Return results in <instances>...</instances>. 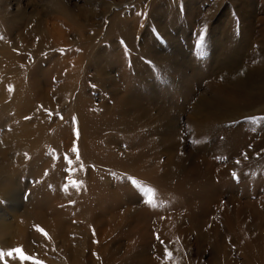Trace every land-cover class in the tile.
<instances>
[{
	"label": "rangeland",
	"instance_id": "rangeland-1",
	"mask_svg": "<svg viewBox=\"0 0 264 264\" xmlns=\"http://www.w3.org/2000/svg\"><path fill=\"white\" fill-rule=\"evenodd\" d=\"M56 1L0 0V62H3L0 145H6L4 149L18 166L14 181L20 186V192L13 197L0 191V224L24 227L29 223L30 233L42 240L31 241L35 249H41L40 253L29 252L23 239L18 238L20 242L11 245L6 243L11 240L9 234L0 237V264H34L36 260L42 264H70L58 252L51 232L33 218L28 221L25 215L27 208L38 211L42 196L48 192L53 200L52 213L87 231V235L67 234L75 247L85 251L80 257L82 262L89 254L102 263L100 248L108 243L117 248V264H141L144 253L154 256L160 264H181L176 254L167 251L165 240L170 233L173 240H182L180 252L197 264H264V225L258 226L264 219V93L262 86L254 87L252 81L254 78L258 84H264V0H61L62 4ZM17 19L21 20L20 26L13 29ZM114 19L116 24L112 23ZM74 20L84 24V35L94 39L88 42L80 31L68 25ZM23 22L37 33L29 36L35 43L34 51L23 42L16 46L17 30L24 27ZM55 26L66 32L65 40L58 41L51 35L43 43L40 29L53 30ZM23 29L30 32L28 25ZM201 35L205 39L201 40ZM5 54L22 60L20 64L11 62L4 58ZM81 55L83 59L77 63ZM54 65L60 71L53 70ZM74 66L76 70L69 72L71 76L67 71ZM251 68L262 71L249 79L246 70ZM235 75L247 76L252 82L245 86L251 95L240 109V113L248 115L236 120L235 115L226 122L219 119L217 124L202 128L190 118L198 97L205 95L213 100L211 110H204L207 116L214 109L231 111L235 107L231 102L223 101V105L216 106L214 100L218 96L222 100L231 96L228 92L221 94L218 89L226 85L231 92L235 88ZM110 77L116 78L122 91H118L119 95L132 90L145 107L151 109L157 104L152 108L153 116L168 108L173 123L177 124L172 137L185 144L187 150L205 155L215 164L218 175L179 188L153 183L149 171L166 160L164 152L155 153L160 148L161 127L150 124L140 128L131 124L123 129L122 116L112 110L114 88L111 82L106 83ZM38 79L43 81L44 88H50V95L58 102L56 109L35 99L33 86ZM24 91L30 95L29 110L34 107L36 111L30 110L31 115L21 120L16 109L4 110L2 102H9V98L3 101L4 95L15 96ZM34 121L41 123L42 128L25 130L24 123ZM14 133L23 135L21 141L14 139L5 144L2 137ZM35 138L37 144L31 146ZM141 151H145L142 159L148 161L143 167L132 166L133 161L124 164L126 155ZM162 168L158 169L162 170L158 175ZM232 195L241 197L244 204L233 203L226 222L223 210ZM248 202L256 205L257 211ZM136 204L150 210L142 222L131 213ZM201 205L206 210L200 217L205 223L200 225L195 221L194 210L199 211ZM94 210V215L105 220L113 213L124 215L121 226L109 223L114 233L102 243L98 226L88 214ZM168 214L181 217L179 226L176 230L167 226L161 232ZM144 226L153 231L154 237L153 240L152 235L146 237L141 243ZM159 247L164 249L163 253ZM15 248H22L33 259L9 257L8 250ZM129 250L132 252L127 256Z\"/></svg>",
	"mask_w": 264,
	"mask_h": 264
},
{
	"label": "bare ground",
	"instance_id": "bare-ground-1",
	"mask_svg": "<svg viewBox=\"0 0 264 264\" xmlns=\"http://www.w3.org/2000/svg\"><path fill=\"white\" fill-rule=\"evenodd\" d=\"M59 1V4H62L61 0H57L56 2ZM37 17V16H36ZM27 18V17H26ZM26 20V19H25ZM68 20H70V18H68ZM23 21V20H22ZM75 21V20H74ZM69 22L68 25L72 26L73 29L76 31L78 30V32L80 31L81 32V36L83 37V39L87 40L89 42V40H93L94 39V36H86L84 35V32H85V26L84 24H79L77 21L75 22ZM9 22V21H8ZM49 22V21H48ZM77 22V23H76ZM16 26H13V29L14 28H17L19 25V23H21V20L20 19H17L15 22ZM27 22H23L22 25L24 27H26V25H28L30 27V32L26 31L25 29H21V27L17 30L18 31V34L15 38V43H16V46L17 44H19L20 42H23L25 45H28L30 46V48L32 49V51H34L36 48L34 46V41H31L30 37L31 36V33L33 34H37L35 33L34 30H32L30 24H26ZM113 24H116L115 22V19L114 21L112 22ZM49 24V23H48ZM112 24V25H113ZM11 28V30H13ZM122 30V29H121ZM38 31V30H37ZM112 29L110 28L108 30V32L111 33ZM41 33L40 37L43 41V43H45V39L47 36H51L53 35V37L55 36L57 38L58 41H60L61 39H64L66 35V32L63 31L62 29H60L59 27L55 26L53 28V30H42L40 29L39 31ZM79 32V33H80ZM123 32V31H122ZM78 33V34H79ZM109 33V34H110ZM77 34V35H78ZM52 37V36H51ZM13 39V38H12ZM65 40V39H64ZM11 42V41H10ZM86 42V41H85ZM1 45V44H0ZM10 45V44H9ZM20 46V45H19ZM44 46V45H43ZM8 47H13V45L11 44L10 46ZM29 48V49H30ZM30 49V50H31ZM10 50V49H9ZM23 50V49H22ZM28 51V50H27ZM29 52V51H28ZM27 52V53H28ZM8 53V52H7ZM18 53V52H16ZM21 53V52H20ZM29 55V54H28ZM4 56V55H3ZM4 58H6V60H11V62H15V63H19L21 62L20 59L18 58H14L13 55H10V54H5ZM24 58V57H23ZM83 59V55L81 56H78L77 57V63H79V61ZM24 60V59H23ZM64 60V59H63ZM25 61V60H24ZM72 61V60H71ZM27 62V61H26ZM25 62V64H26ZM63 62V61H62ZM65 62V61H64ZM1 63L3 62H0V68H2L1 66ZM60 63V62H59ZM58 63V64H59ZM66 63V62H65ZM76 63V64H77ZM20 64V63H19ZM18 64V65H19ZM61 64H64V63H61ZM59 64V65H61ZM23 64H21L22 66ZM68 65V64H67ZM14 66V65H13ZM64 66V65H62ZM56 66L54 65L53 67V70L56 69L55 68ZM58 67V66H57ZM74 69H69V71H67L68 73L69 72H72L75 71V66L73 67ZM24 69V68H23ZM64 69V68H63ZM263 69V68H262ZM19 70V69H18ZM240 70V69H239ZM248 70V71H247ZM246 70V73L248 74V77L249 79L250 78H253L257 75V73H259L260 71H262L261 69L259 70H254V69H247ZM9 71V70H8ZM17 71V70H16ZM57 71H60V70H57L56 69V72ZM12 72V71H11ZM18 72V71H17ZM15 72V73H17ZM21 72V71H20ZM235 72V71H234ZM233 72V73H234ZM52 74V73H51ZM70 74V73H69ZM19 75V74H18ZM21 75V74H20ZM72 76V73L70 74ZM231 76V75H230ZM234 76V75H233ZM237 76V75H235ZM12 77V76H11ZM18 77V76H17ZM8 78V77H7ZM16 78V76H15ZM36 78V77H35ZM261 78V77H260ZM71 79V78H70ZM74 79V78H73ZM103 79V78H102ZM110 79L109 82H106L107 84H109L111 82V86H112V95L115 96V105L113 106L112 110L113 111H117L118 113H120V115L122 116L123 118V129L125 127H128L127 125H135V126H138L140 128H143V127H147L149 126L150 124H157L156 127H161V131H162V138H161V143H160V148L159 150L156 149L155 153H157V155L162 151V153L164 152V154H166V160H165V163L164 164H160V163H157L154 165V168L155 170L153 171H149V175L150 177V180L153 182V183H156L158 185H161V186H164V187H176V188H179V187H182L184 186L185 184H189V183H192V182H195V181H198L200 179H203V178H207V179H212L214 178L215 176L218 175L217 171H216V167H215V164L212 163V161H210L208 158L205 157V155H199L198 153H194L192 152L191 150H187V147L185 144H182L181 142L179 141H176L172 136L173 134H175V128L177 127V124L176 122L173 123L174 121V117L171 115V113L169 112L168 108L165 109L163 112L161 111L159 113V115H156V116H153V114L151 113L152 111V108L153 110L156 108V106H158L157 104L153 105V107L150 109V107H145V104H143L141 101H139V99L137 97H140V96H137L136 97V93L135 91H127V93H123V95H119L118 91L120 90L121 91V88L117 85V80L116 78L114 77H110L108 78ZM43 80V79H42ZM41 80V81H42ZM7 81V80H6ZM70 81V80H69ZM73 81V80H71ZM103 81V80H101ZM227 81V80H226ZM249 81V82H248ZM253 85L254 87H256L257 85H261L262 88L261 90L263 91L262 94L264 93V84H261L256 81H254V78H253ZM228 82V81H227ZM234 89L230 92L228 91L226 88L227 87H223V85H221L219 87L218 90H220L221 94H226L227 92L230 93L229 95H231L229 98H227L225 100V97L224 100H222V96L219 98H215L214 100V105L216 106H221L223 105V101H226V102H231L232 105H234L235 107H232L231 111H215V109L213 110L214 112L210 114V116H207L205 113H204V110H209L210 106L212 105L213 103V100L209 99L208 97H206L205 95L202 96V97H198L197 101H196V105L194 106V113L191 115V119L193 121H196L198 124L201 125L202 128H208L209 126H211L212 124H217L215 123L217 120L219 119H223L225 122L226 121H231V119H234L235 115H237L238 117L235 118L236 119H239L243 116H247L248 114H243V113H240L242 112L241 109V104L243 103H246V101L248 102L249 100V97L251 95V93H249L248 91L246 92L245 91V86H250V80H248L247 76H244V75H238L236 77V79L234 80ZM10 83V82H9ZM15 83V82H14ZM18 83V82H16ZM32 83V82H31ZM43 83V81H42ZM42 83L39 81H37L36 84H34V88H35V96H37V101L39 104L45 106V107H48V108H51V109H56L57 108V104L58 102H56V100H54L52 98V94L50 95L51 91H50V88L49 89H46L42 86ZM104 83V81H103ZM232 83V82H231ZM45 84H48V83H45ZM44 84V85H45ZM64 85V84H63ZM104 85V84H103ZM252 85V86H253ZM52 86V85H51ZM229 86V85H228ZM70 87V86H69ZM72 87V86H71ZM109 87V86H108ZM61 88H63V86H61ZM231 88V87H229ZM242 88H244L243 90H241ZM259 88V87H258ZM52 89V88H51ZM107 89V87H106ZM105 89V90H106ZM108 90V89H107ZM31 91V90H30ZM29 91V92H30ZM109 91V90H108ZM107 91V92H108ZM32 92V91H31ZM122 92V91H121ZM72 93V92H71ZM109 93V92H108ZM34 94V92H33ZM110 94V93H109ZM220 94V95H221ZM253 94V93H252ZM24 96V97H23ZM30 95H28L27 92H19V94L17 95H4L3 96V101H4V98H9V102L5 103L6 101L2 102L3 103V106H4V110H8L10 109L11 111L12 110H17V116H19V119L22 120L23 117H26V116H29L31 115L30 113V110L32 111H36L34 110L31 105L32 108H30L29 110V107H30V99L29 97ZM113 98V97H112ZM144 101V100H143ZM1 103V102H0ZM5 103V105H4ZM32 104V103H31ZM1 105V104H0ZM106 105V104H105ZM213 105V107H214ZM215 106V107H216ZM243 106V105H242ZM225 107V106H224ZM44 108V107H43ZM218 108V107H216ZM227 108V107H226ZM245 108V107H244ZM79 109V108H78ZM106 109V108H105ZM104 109V110H105ZM111 109V108H110ZM107 110V109H106ZM211 110V109H210ZM220 110V109H219ZM40 111V110H39ZM38 111V112H39ZM47 111V110H46ZM111 111V110H110ZM109 111V112H110ZM106 112V111H105ZM108 112V111H107ZM259 112H261V110H259ZM40 113V112H39ZM112 113V112H111ZM105 115V114H104ZM110 115V114H109ZM82 116H84L82 114ZM85 117V116H84ZM107 118V116H105ZM103 117V119L105 118ZM109 117V116H108ZM42 118V117H41ZM84 119V118H83ZM91 119V118H90ZM108 119V118H107ZM85 120V119H84ZM93 121V120H92ZM97 121V120H96ZM109 121V119H108ZM233 121V120H232ZM23 122V121H22ZM219 122V121H218ZM86 122H84L85 124ZM90 124V123H89ZM98 125V124H97ZM196 125V124H195ZM36 127V128H42V124L36 121L34 122H30L28 124V122H25L24 123V128L25 130H33V127ZM86 126V124H85ZM84 126V127H85ZM89 126V125H88ZM101 126V125H100ZM109 126V125H108ZM47 127V126H46ZM198 127V126H197ZM87 128V126H86ZM85 128V129H86ZM91 128V127H90ZM88 129V128H87ZM98 129V128H97ZM126 129V128H125ZM200 129V128H199ZM24 130V131H25ZM129 130V129H127ZM163 130H166L165 132H163ZM36 131V129H35ZM31 132V131H30ZM34 132V131H33ZM23 133V132H22ZM90 133V132H89ZM20 134V133H19ZM17 134V133H14V134H5L3 137H2V140L5 142V144H7V142H11L13 141L14 139H19L21 141L20 138L23 137L22 134ZM93 134V133H92ZM29 135V134H28ZM34 135V134H33ZM94 135V134H93ZM31 136V135H30ZM94 138V137H93ZM27 140V139H26ZM31 141V140H30ZM31 146H34L35 144H37V139L35 138V140H32L31 141ZM9 145V144H8ZM6 147V145H5ZM5 147H1L0 145V191H3L5 192V194H7L8 196L10 197H13L15 195H17L20 190H19V183L18 182H15L14 181V172H16L18 169V166L16 164L13 163L12 159H11V156L9 155L8 151H7V148L4 149ZM7 151V152H6ZM93 151V150H92ZM160 151V152H159ZM10 152V151H9ZM145 154V151H141V153L139 152V154L137 153H134V152H131V154L129 155H126V158H127V162L124 163V164H128L130 163L129 161H133L132 162V166H142V164H146L148 163L147 160H144L142 159V157L144 156ZM249 157V156H248ZM149 158V157H148ZM18 159L21 160V157L18 156ZM23 159V158H22ZM152 159V158H151ZM240 161V160H239ZM23 163V162H22ZM150 167V166H149ZM163 167V172L158 175V173L160 171H158L159 168ZM146 168H144L145 170ZM149 170V168H148ZM136 173L139 175V176H142L144 174H142L141 172H138V170L136 171ZM153 174H156L158 176L154 177L153 178ZM145 178V177H144ZM52 181V180H51ZM18 183V184H17ZM193 184V183H192ZM97 185V184H96ZM191 186V184H190ZM214 188V187H213ZM104 190V189H103ZM176 191V190H175ZM102 192V191H101ZM104 192V191H103ZM109 192V191H108ZM112 193V192H111ZM41 194H43L41 192ZM102 195V194H101ZM185 195V194H184ZM115 196V195H114ZM44 197V198H43ZM187 197V196H186ZM191 197V196H190ZM217 197V196H216ZM210 199V198H209ZM229 203L226 204V206H224V215H222L224 217V221H228V217H230V212L233 210V206L232 204L233 203H236V202H239L240 205H243L244 202H241V197H238V196H235V195H232L230 198ZM43 200V203L40 205V208L38 211H35V208L34 210L33 209H26L25 210V215H26V218L27 220L29 221L31 218L37 220L41 225H43L48 231L51 232L53 238L55 239L56 243H57V248H58V252L60 254H63L66 259L68 258V261L70 262V264H99L95 259H93V257L91 255L88 254L87 258L85 259L86 263L82 262L80 260V257L82 255L85 254V251H83L82 249L78 248V247H75L73 245V239L69 238L67 236L68 233H74V234H77V233H80V234H84V235H87V231L85 229H81V228H77V227H73L71 226V224L69 225V223L67 224L65 222V218H63L60 214L58 213H52V210H53V200L51 199V196L49 194V192L46 194H44L42 196V199ZM111 200V199H110ZM203 200V199H202ZM55 201V200H54ZM205 201V200H204ZM203 201V202H204ZM216 201V199H215ZM227 201V202H228ZM235 201V202H234ZM251 201V200H250ZM104 202V201H103ZM107 201H105L106 203ZM110 202V201H109ZM193 202V201H192ZM104 203V204H105ZM190 203V202H189ZM251 202H248V206ZM260 203V202H259ZM55 204V203H54ZM204 204V203H203ZM257 204V203H256ZM101 205V204H100ZM99 205V207H100ZM191 205V204H190ZM196 205V204H195ZM194 205V206H195ZM254 210L257 211V206L256 205H252L250 204ZM48 206V207H47ZM55 206V205H54ZM105 206V205H104ZM202 206V205H201ZM208 206V205H207ZM210 206V205H209ZM220 206V205H219ZM236 207V205H234ZM57 207V206H56ZM103 207V206H101ZM100 207V208H101ZM199 207V206H198ZM206 206H202V208L197 211L196 208L194 210V212L196 211L197 212V216H196V223L200 224L201 225V222H204V220H201V215H203V211H205L206 209ZM264 208V207H263ZM211 209V208H210ZM215 209V208H214ZM220 209V208H219ZM223 209V208H222ZM106 210H109V209H106ZM187 210V209H186ZM150 210L147 209L146 207H144V205H141V204H136L132 209H131V213L132 215L138 219L137 221H140L142 222L143 221V218L148 214ZM190 211V210H189ZM235 211V210H234ZM233 211V212H234ZM176 212V211H175ZM193 212V210H192ZM190 212V213H192ZM94 213H96V211H89V215L91 216L90 218L92 219L93 223L98 226V236L101 240V243L106 241V239L108 238V236H110L112 233H114V231L111 230V228L109 227V223L113 222L115 223V225L117 227H119V225L121 226V222H122V218H123V214L118 212V213H113L111 214L110 218L108 220H105L103 219V217L101 216H97V215H94ZM129 213V212H128ZM202 213V214H201ZM172 214V213H170ZM174 214V212H173ZM187 214V213H186ZM216 214V213H215ZM219 214V213H218ZM222 214V213H221ZM192 215V214H191ZM176 216V214H175ZM174 216V217H175ZM213 216V215H212ZM132 217V216H131ZM173 216L171 215H166V225L164 224V227L161 228V232H165L164 228L167 230V226H169V228L171 230H176L175 228H177V226H179V223H180V218L181 217H178V218H174ZM129 218V217H128ZM146 218V217H145ZM200 218V219H199ZM132 219V218H131ZM158 219V218H157ZM162 219V218H161ZM187 219V218H186ZM206 219V218H205ZM130 220V218H129ZM142 220V221H141ZM146 221V220H145ZM163 222V220H161ZM165 221V220H164ZM185 221V220H184ZM187 222V221H186ZM136 223V222H135ZM139 223V222H138ZM159 223V222H158ZM157 223V224H158ZM205 223V222H204ZM129 224V223H128ZM127 224V225H128ZM131 224V223H130ZM141 224V223H140ZM143 224V223H142ZM145 224V223H144ZM153 224V223H151ZM155 224V223H154ZM185 224V223H184ZM214 224V223H213ZM231 224V223H230ZM13 225V224H12ZM10 223L8 224H0V237L2 238L3 236H8L9 234V238L11 237V240L7 241L6 240V243H10L12 245H14V243H16L17 241H19L20 239H23V241L25 242L26 246H27V249L29 252H34L35 250L36 251H39L40 253L42 252L41 249H35L32 245V239H36V240H39V242H41V238L36 235L35 233H30V231L28 230V225L29 223H27L26 226L22 227V225H19L17 227H14V225L12 226ZM132 225V224H131ZM182 225V224H181ZM264 225V219L262 218L261 221L259 222L258 226H262ZM133 226V225H132ZM136 226V225H135ZM148 226V225H147ZM151 226V225H150ZM229 226V225H228ZM145 227V226H144ZM186 227V225H185ZM199 227V226H198ZM230 227V226H229ZM121 229V228H120ZM141 229V227H140ZM145 229V235H143L142 237L143 238H140V242L142 243L143 241H145L146 237H151L152 235V240H153V231L150 229H146V227L144 228ZM229 230V228H228ZM135 231V230H134ZM129 232V231H128ZM172 232V231H171ZM184 233V232H182ZM142 234V233H141ZM263 234V233H262ZM135 235V234H134ZM172 234L168 233L167 235V238H166V244H167V251H171V254H176L178 257H179V261L181 264H197V262L194 260V259H191L190 257L186 256L185 253H181L180 252V242L182 241L180 239V242L175 239L173 240V237L174 236H171ZM199 236V235H198ZM136 237V236H135ZM261 237V236H260ZM0 238V239H1ZM4 238V237H3ZM19 238V240H18ZM85 239V238H84ZM199 239V238H198ZM41 240V241H40ZM88 240V239H87ZM151 240V241H152ZM202 240V239H201ZM210 240V239H209ZM208 240V242H209ZM212 240V239H211ZM5 241V240H3ZM16 241V242H15ZM45 241V240H44ZM84 241V240H83ZM20 242V241H19ZM201 242V241H200ZM264 242V240L262 241ZM138 243V242H137ZM150 243V242H149ZM210 243V242H209ZM212 243V242H211ZM160 244V243H159ZM216 244V243H215ZM214 244V245H215ZM255 244V243H254ZM21 245V244H20ZM81 245V244H80ZM104 245V244H103ZM137 245V244H136ZM213 245V244H212ZM90 246V247H89ZM88 246V248H91V244ZM86 248V247H84ZM142 248V247H141ZM162 247H159V249H161ZM186 248V247H185ZM184 248V249H185ZM244 248V247H243ZM216 249V248H214ZM245 249V248H244ZM188 250V249H187ZM243 250V249H242ZM143 251V250H142ZM161 253L164 252V249L162 250L161 249ZM166 251V252H167ZM246 251V250H245ZM28 252V253H29ZM100 252H101V261H103L102 263L100 262V264H117V255H118V252H117V248H113L111 247V244H106L104 245L102 248H100ZM132 251L129 250L127 252V256H130V253ZM188 252V251H187ZM252 252V251H251ZM250 253V252H248ZM246 253V254H248ZM259 253V252H258ZM243 254L245 255V253L243 252ZM251 254V253H250ZM41 255V254H40ZM43 255V254H42ZM226 255V254H225ZM262 256V254H260ZM156 256V255H155ZM255 256V255H254ZM264 256V254H263ZM159 257V256H158ZM163 257V256H162ZM248 257V256H247ZM253 257V256H252ZM83 258V257H82ZM161 258V256H160ZM253 259V258H252ZM256 259V258H255ZM198 261V260H197ZM141 264H160L157 259L154 257V256H151V255H148L144 253V255L142 254V258H141ZM252 262V261H251ZM250 262V263H251ZM217 263V262H216Z\"/></svg>",
	"mask_w": 264,
	"mask_h": 264
},
{
	"label": "snow or ice",
	"instance_id": "snow-or-ice-1",
	"mask_svg": "<svg viewBox=\"0 0 264 264\" xmlns=\"http://www.w3.org/2000/svg\"><path fill=\"white\" fill-rule=\"evenodd\" d=\"M200 39L201 40L205 39V36L204 35H201ZM41 231H43V230L41 229ZM44 235L46 236L47 233H44ZM0 252H2V250H0ZM7 255L9 257L14 256V255H18L19 258L26 259V260H32L33 259L32 257L28 256L26 253H24L23 250H22V248L10 249V250H8ZM34 264H42V262L36 260L34 262Z\"/></svg>",
	"mask_w": 264,
	"mask_h": 264
}]
</instances>
